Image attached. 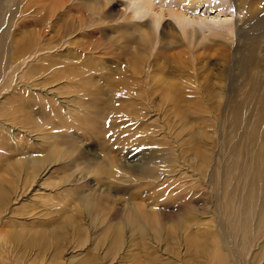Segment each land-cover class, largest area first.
<instances>
[{
	"label": "rangeland",
	"instance_id": "374dc122",
	"mask_svg": "<svg viewBox=\"0 0 264 264\" xmlns=\"http://www.w3.org/2000/svg\"><path fill=\"white\" fill-rule=\"evenodd\" d=\"M153 1L0 0V264H264V0Z\"/></svg>",
	"mask_w": 264,
	"mask_h": 264
},
{
	"label": "bare ground",
	"instance_id": "6f19581e",
	"mask_svg": "<svg viewBox=\"0 0 264 264\" xmlns=\"http://www.w3.org/2000/svg\"><path fill=\"white\" fill-rule=\"evenodd\" d=\"M128 1H130V3H132L133 5H136V7L138 8V10L141 12L139 15H141V16H143V17H145L147 14H148V16H150L151 18H152V20H155L156 22H159L160 20H161V18H163V17H165V14L163 13V10H158L157 8H155V5H154V1L153 0H128ZM184 2H185V0H183ZM202 2H204V1H201V0H198V2H197V4H194V9L193 8H190V7H180V9L179 8H177V9H173V10H169V8H167L168 9V11H169V13H170V15H173L176 19H178V18H183V19H187L185 16L188 14V13H193V12H195V10H197V9H195L197 6H198V8H199V4H201ZM136 3V4H135ZM127 4V3H126ZM216 4V3H215ZM224 4V3H223ZM223 6V5H222ZM223 8H225L226 9V7L225 6H223ZM135 11V10H134ZM208 12V10L206 11V13ZM133 14V13H132ZM134 15V14H133ZM135 16V15H134ZM208 16V15H207ZM141 18V17H140ZM135 19V18H134ZM143 19V18H142ZM35 22V21H34ZM168 23H169V21H168ZM135 24V23H134ZM137 24V23H136ZM24 25V24H23ZM139 25V24H138ZM137 27V26H136ZM138 28V27H137ZM186 30V29H185ZM191 31V34L193 35V31L192 30H190ZM186 32V31H185ZM189 32V31H188ZM30 37V36H29ZM40 46V45H39ZM39 46H38V44L35 42V39L33 38V37H30V39H28L27 41H26V43H25V45L22 47V48H18V51H17V56L18 57H24V58H29L32 54L34 55V53H37L39 50H41V49H43V48H39ZM45 46V45H44ZM47 46V45H46ZM36 55V54H35ZM34 55V56H35ZM39 71V68H37V67H32L31 69H30V74L31 75H27L26 74V76L27 77H29V78H34V76H40L41 74H39V75H36V73ZM52 76V79L53 80H55L56 78H59V77H62V75L61 74H52L51 75ZM45 78L46 77H44V78H41L40 79V81H43L42 82V86H44L45 84H43V83H46V81H44L45 80ZM39 80V79H38ZM26 82V81H25ZM36 82V81H35ZM30 85H32V84H30ZM26 86V85H25ZM35 86V85H34ZM41 86V87H42ZM38 87V86H37ZM41 88L39 87L38 88V91H40V92H42V93H45V91L43 92L42 91V89L40 90ZM45 89V88H44ZM31 97V96H30ZM29 97V98H30ZM39 97H41L42 98V96H39ZM27 102H28V100H26ZM21 102H23V100L21 101ZM44 102H46V101H44ZM49 102V106H50V103L51 104H53V101H51L50 102V100L48 101ZM30 104H32V102L30 103ZM47 103H45V105H46ZM54 105V104H53ZM52 105V106H53ZM67 107V106H66ZM8 133V132H7ZM44 134L45 135H51V133L50 132H44ZM41 136H43V135H41ZM49 141V140H48ZM50 142V141H49ZM48 142V143H49ZM5 151V150H4ZM31 157V156H30ZM142 158H144V160H143V166L144 167H146V163H147V165H148V167L150 168L152 165V167L154 168L155 167V165H157L158 164V162H159V158L157 159V158H151V157H148L147 155H143V157ZM138 159V158H137ZM136 159V160H137ZM30 160H32V158L30 159ZM29 160V158L27 159V161H29V166H31V167H33L34 169H35V167H36V161L35 162H33V161H30ZM40 163V161H38V164ZM160 163V165L163 163V161H162V163H161V161L159 162ZM39 165H41V163L39 164ZM35 166V167H34ZM158 167V166H157ZM130 168V167H129ZM134 170V169H133ZM149 170L150 169H148V170H146L147 171V173L149 172ZM155 170V169H154ZM37 171V170H36ZM149 174V173H148ZM151 174H152V172H151ZM148 176V175H147ZM138 177V176H137ZM153 177H154V172H153ZM153 181V180H152ZM257 187L258 186H255L254 188H251V189H246V188H244L243 189V195L244 196H246V197H250V196H253L255 193H256V189H257ZM91 200V199H90ZM259 205H261V207H262V211H263V213H261L260 215H258V217L256 218V221H257V226L259 225V227H258V231L260 232L261 231V228L264 226L263 225V223H264V200L259 204ZM134 206V205H133ZM147 211V210H146ZM145 210L143 211V215H144V217L145 216H147L148 215V212H150V211H147L146 212ZM132 212V211H131ZM131 212H129V215H130V218L131 219H137V217L138 218H140L137 214H139V213H137L136 212V214H135V212L133 213L132 212V214H130ZM144 212H146L147 213V215H145V213ZM154 212V211H153ZM152 214V213H151ZM154 214V213H153ZM150 215V214H149ZM142 218V217H141ZM142 222V221H141ZM174 225V224H173ZM117 226V225H116ZM122 226V225H121ZM143 225H141V228L140 229H143V227H142ZM255 224H250V225H246L245 227H244V237L242 238V239H240V243L242 244V245H244V246H247V247H249L248 245H252V244H254L257 240H259L258 239V236H259V234L257 233V231H256V229H255ZM74 227H75V231L76 232H80L81 231V227H80V225H79V223H78V221H75L74 222ZM118 227V226H117ZM119 228H121L120 226H119ZM72 229H73V227H72ZM139 229V230H140ZM111 230H112V228H111ZM119 230V229H118ZM113 231V230H112ZM140 231H142V230H140ZM115 233V232H114ZM120 233V231L118 232V234ZM263 233V232H262ZM110 234H111V231H110ZM40 235V234H39ZM117 235V234H116ZM40 236H42V235H40ZM116 237V236H115ZM117 237H118V235H117ZM111 239H112V237H111ZM118 238H114V240H117ZM39 240H41L40 239V237H39ZM121 240V239H120ZM112 241V240H111ZM116 242V241H115ZM24 243H25V239H24ZM43 243V242H42ZM27 246H35L36 244H38V238L37 237H35V236H32V237H30V238H28V239H26V243H25ZM112 244V243H111ZM44 245L47 247L48 245H49V243H48V241H46V239H45V243H44ZM113 245V244H112ZM118 245V244H117ZM119 247V246H118ZM46 249V248H45ZM108 249V248H107ZM210 259L212 260V262H214L213 264H229L228 263V261H227V259H225L222 255H219V254H216L215 256L214 255H212V254H210ZM147 263L148 264H155L156 263V261H154V260H148L147 261ZM210 263V262H209Z\"/></svg>",
	"mask_w": 264,
	"mask_h": 264
}]
</instances>
